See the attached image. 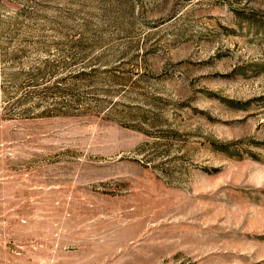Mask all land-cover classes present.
Wrapping results in <instances>:
<instances>
[{
    "label": "rangeland",
    "instance_id": "1",
    "mask_svg": "<svg viewBox=\"0 0 264 264\" xmlns=\"http://www.w3.org/2000/svg\"><path fill=\"white\" fill-rule=\"evenodd\" d=\"M0 264H264V0H0Z\"/></svg>",
    "mask_w": 264,
    "mask_h": 264
}]
</instances>
